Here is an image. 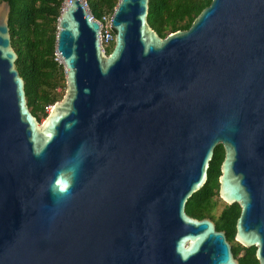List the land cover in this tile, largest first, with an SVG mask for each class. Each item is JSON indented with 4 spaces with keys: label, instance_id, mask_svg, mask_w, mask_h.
I'll use <instances>...</instances> for the list:
<instances>
[{
    "label": "water",
    "instance_id": "water-1",
    "mask_svg": "<svg viewBox=\"0 0 264 264\" xmlns=\"http://www.w3.org/2000/svg\"><path fill=\"white\" fill-rule=\"evenodd\" d=\"M63 6L66 93L41 123L0 3V264H239L185 211L218 145L235 242L264 264V0H212L165 38L149 0H119L109 55L83 0Z\"/></svg>",
    "mask_w": 264,
    "mask_h": 264
},
{
    "label": "trees",
    "instance_id": "trees-1",
    "mask_svg": "<svg viewBox=\"0 0 264 264\" xmlns=\"http://www.w3.org/2000/svg\"><path fill=\"white\" fill-rule=\"evenodd\" d=\"M9 2L11 40L18 55L17 69L25 81L28 106L41 122L47 118V108L62 98L57 93L59 79L65 81L63 65L56 61L57 20L63 8L62 0H0ZM92 15L101 19L105 14H113L119 0H86ZM212 0H149L148 22L161 38L168 33L188 30L199 14ZM114 43L105 48L109 55ZM224 159V149L218 145L208 170V180L186 205V213L194 218H210L217 231H224L227 241L235 242L236 221L240 207L233 204L215 219L214 198L218 195L220 166ZM220 198V197H219ZM232 252L239 264H259L255 248L246 249L239 244L232 246Z\"/></svg>",
    "mask_w": 264,
    "mask_h": 264
},
{
    "label": "built area",
    "instance_id": "built-area-1",
    "mask_svg": "<svg viewBox=\"0 0 264 264\" xmlns=\"http://www.w3.org/2000/svg\"><path fill=\"white\" fill-rule=\"evenodd\" d=\"M63 3H65L66 0H62ZM84 5L87 8V10L89 11V6L87 4L86 1H84ZM90 16L92 17L93 21H96L98 24L101 25V29H100V43L103 46V48L105 49L106 47L110 46L111 44L114 43V36L115 33L113 31V29L111 28V17L112 14H105L101 17V19H96L91 11H89ZM63 65V64H62Z\"/></svg>",
    "mask_w": 264,
    "mask_h": 264
},
{
    "label": "rangeland",
    "instance_id": "rangeland-1",
    "mask_svg": "<svg viewBox=\"0 0 264 264\" xmlns=\"http://www.w3.org/2000/svg\"><path fill=\"white\" fill-rule=\"evenodd\" d=\"M84 1H86V0H84ZM89 11H90V8H89ZM55 57H56V61L58 62V64L62 65V62L59 60V55H58V53L56 51H55ZM58 83H59V86H58V89H57V93L62 95V98H61V100H62L64 98V96H65V93H66V77H65V81H63L62 79H59ZM51 108H52V106L48 107L46 112L49 113L51 111ZM44 120H45L44 117L41 118V123L44 122ZM214 201H215L216 205H215L214 210L212 211V215H214L215 219H217L220 216V214H221V212L224 209L226 204L218 196H216L214 198ZM231 245L232 246H234V245L237 246L238 243L234 242Z\"/></svg>",
    "mask_w": 264,
    "mask_h": 264
},
{
    "label": "flooded vegetation",
    "instance_id": "flooded-vegetation-1",
    "mask_svg": "<svg viewBox=\"0 0 264 264\" xmlns=\"http://www.w3.org/2000/svg\"><path fill=\"white\" fill-rule=\"evenodd\" d=\"M225 204H226V203H225ZM230 206H231V205H227V204H226L225 207H224V209L222 210V212L225 211V210H226L228 207H230ZM190 217H192V216H190ZM193 218H194V217H193ZM197 219H199V218H197ZM203 219H204V218H203ZM209 219H210V218H209ZM200 220H201V219H200ZM212 221H213V220H212Z\"/></svg>",
    "mask_w": 264,
    "mask_h": 264
},
{
    "label": "bare ground",
    "instance_id": "bare-ground-1",
    "mask_svg": "<svg viewBox=\"0 0 264 264\" xmlns=\"http://www.w3.org/2000/svg\"><path fill=\"white\" fill-rule=\"evenodd\" d=\"M65 7L63 6V9H64Z\"/></svg>",
    "mask_w": 264,
    "mask_h": 264
},
{
    "label": "clouds",
    "instance_id": "clouds-1",
    "mask_svg": "<svg viewBox=\"0 0 264 264\" xmlns=\"http://www.w3.org/2000/svg\"><path fill=\"white\" fill-rule=\"evenodd\" d=\"M63 9V8H62Z\"/></svg>",
    "mask_w": 264,
    "mask_h": 264
}]
</instances>
